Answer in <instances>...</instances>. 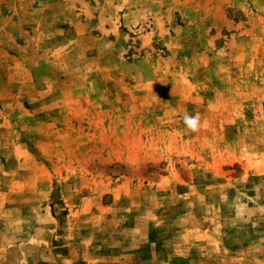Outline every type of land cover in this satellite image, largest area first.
I'll return each instance as SVG.
<instances>
[{"label": "rangeland", "instance_id": "obj_1", "mask_svg": "<svg viewBox=\"0 0 264 264\" xmlns=\"http://www.w3.org/2000/svg\"><path fill=\"white\" fill-rule=\"evenodd\" d=\"M0 264H264V0H0Z\"/></svg>", "mask_w": 264, "mask_h": 264}, {"label": "clouds", "instance_id": "obj_2", "mask_svg": "<svg viewBox=\"0 0 264 264\" xmlns=\"http://www.w3.org/2000/svg\"><path fill=\"white\" fill-rule=\"evenodd\" d=\"M198 122H199V116H192L189 114H185L184 116V123L187 126L188 129L195 132L198 130Z\"/></svg>", "mask_w": 264, "mask_h": 264}]
</instances>
